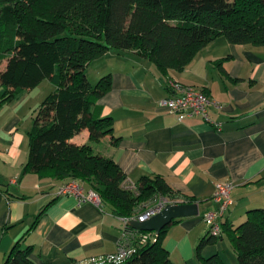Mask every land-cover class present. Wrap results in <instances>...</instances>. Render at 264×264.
I'll list each match as a JSON object with an SVG mask.
<instances>
[{
    "label": "crops",
    "instance_id": "crops-1",
    "mask_svg": "<svg viewBox=\"0 0 264 264\" xmlns=\"http://www.w3.org/2000/svg\"><path fill=\"white\" fill-rule=\"evenodd\" d=\"M92 64L91 84L110 75L111 88L91 112L95 118L110 117L113 135L119 137L117 144L110 136L91 143L93 152L112 159L133 185L142 176H159L177 199L198 203V216L167 227L163 246L172 263L194 259L195 246L207 234L202 215L216 209L218 182L232 183L224 218L232 228L250 210L264 208V46L235 45L217 37L182 71L165 75L147 60L115 51ZM168 81L215 101L219 108H208L210 122L200 116L178 120L160 106L169 95ZM31 92L0 102V264L18 240L32 248L33 264H88L91 257L112 255L124 227L121 217L102 204H78L73 196H59L65 182L23 173L27 133L36 115L28 103ZM70 141L87 144L89 134L83 130Z\"/></svg>",
    "mask_w": 264,
    "mask_h": 264
},
{
    "label": "trees",
    "instance_id": "trees-1",
    "mask_svg": "<svg viewBox=\"0 0 264 264\" xmlns=\"http://www.w3.org/2000/svg\"><path fill=\"white\" fill-rule=\"evenodd\" d=\"M217 37L235 45L264 46V0H0V102L33 90L45 79L55 86L27 133L23 173L65 183L77 180L121 218L158 196L180 197L159 176H142L134 191L125 189L126 177L114 161L93 152L91 143L110 136L117 144L119 137L113 135L110 117L95 118L91 112L109 92L111 77L102 76L92 85L86 70L115 51L147 60L163 75L182 71ZM83 130L89 143H72ZM182 202L196 203L184 197ZM248 214L234 228L223 220L219 237L206 234L199 240L196 253L203 264H223L218 255L202 258L200 251L224 231L237 264H264V208ZM167 227L119 264H174L163 246ZM20 241L2 264H33L32 248Z\"/></svg>",
    "mask_w": 264,
    "mask_h": 264
},
{
    "label": "built area",
    "instance_id": "built-area-1",
    "mask_svg": "<svg viewBox=\"0 0 264 264\" xmlns=\"http://www.w3.org/2000/svg\"><path fill=\"white\" fill-rule=\"evenodd\" d=\"M167 90L169 95L161 99L159 105L166 107L170 112L175 114L178 120L190 116H200L207 122H210L207 116L208 108L211 106L219 108V105L215 101L211 100L204 92L195 88L184 86L174 81H168ZM213 126L217 131H220V125L215 124ZM124 188L134 191L135 185L129 181H125ZM231 189L232 183L228 181L215 184L213 200L216 203V209L206 211L202 215V222L205 224L207 235L210 237L216 238L221 235V223L231 205ZM57 194L59 196H73L78 204L91 203L96 206L101 204L99 196L92 190H85L83 184L77 180H71L62 184ZM168 204H183V202L182 199H169L158 196L153 200L138 205L130 217L122 218L124 227L117 242L115 253L109 256L91 257L88 259V264H119L131 257L148 242L154 241L156 235L153 232L136 231L129 226V222H145L150 217L159 213Z\"/></svg>",
    "mask_w": 264,
    "mask_h": 264
},
{
    "label": "rangeland",
    "instance_id": "rangeland-1",
    "mask_svg": "<svg viewBox=\"0 0 264 264\" xmlns=\"http://www.w3.org/2000/svg\"><path fill=\"white\" fill-rule=\"evenodd\" d=\"M95 64H90L88 69V81L90 83H94L93 79L94 76L92 74V69L94 68ZM4 67V63L0 66V69ZM55 90V86L50 83L48 80H43L35 89L32 90L30 97H29V105L34 107L35 113L38 111V107L41 105L43 100L50 95ZM87 188L85 185H83ZM169 227V226H168ZM218 255L223 264H237L236 256L229 240L228 232L224 231L222 233L221 239H217L212 244L205 245L200 251V257L207 258L210 255ZM203 264L201 259L198 258L196 253V246L194 248V259L189 264Z\"/></svg>",
    "mask_w": 264,
    "mask_h": 264
},
{
    "label": "water",
    "instance_id": "water-1",
    "mask_svg": "<svg viewBox=\"0 0 264 264\" xmlns=\"http://www.w3.org/2000/svg\"><path fill=\"white\" fill-rule=\"evenodd\" d=\"M198 214V203L168 204L145 222L130 221L129 226L136 231L153 232L157 236L162 229L171 225L173 221L196 217Z\"/></svg>",
    "mask_w": 264,
    "mask_h": 264
}]
</instances>
